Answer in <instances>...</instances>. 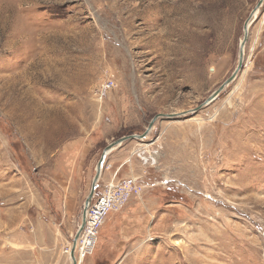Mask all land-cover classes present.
Returning a JSON list of instances; mask_svg holds the SVG:
<instances>
[{
	"label": "rangeland",
	"instance_id": "obj_1",
	"mask_svg": "<svg viewBox=\"0 0 264 264\" xmlns=\"http://www.w3.org/2000/svg\"><path fill=\"white\" fill-rule=\"evenodd\" d=\"M258 1L0 0V264L40 260L17 241L37 219L71 243L103 147L201 104L233 72ZM148 135L106 156L104 176L137 191L78 264H264V1L236 77Z\"/></svg>",
	"mask_w": 264,
	"mask_h": 264
},
{
	"label": "water",
	"instance_id": "obj_2",
	"mask_svg": "<svg viewBox=\"0 0 264 264\" xmlns=\"http://www.w3.org/2000/svg\"><path fill=\"white\" fill-rule=\"evenodd\" d=\"M263 1L264 0H259L256 3V5L254 6V8L251 11L249 18L243 24V36H242L241 40L239 41L237 64H236L233 72L201 104H199L198 106H196L192 109H187V110H184V111L179 112V113H157L148 121L145 129L142 132L120 136L116 139L111 140L109 143H107L103 147V149H102V151H101V153H100V155H99V157L95 163L94 174L91 178L88 193H87V195L84 199V202H83L80 223H79V225H78V227H77V229H76V231L72 237V240H71L70 251H69V258L71 260V264H77L76 254H75L76 244H77L78 238H79V236H80V234H81V232L85 226V223H86L87 210H88L93 198L95 197V190H96L98 181L100 179V176H101V173L103 170V166H104V162L106 160V156L115 147H117L118 145L123 143L125 140H130V139L143 140L144 138L148 137L149 132L153 128L154 121L157 120L158 117H162V116L171 117V116H176V115H181V114L184 115V114H187L190 112H194V111L200 109L202 106H204L207 103L214 100L216 98V96L220 93V91H222L223 88L226 85H228L236 77V75L238 74V72L242 68L243 57H244V47H245V43H246L247 35H248L249 21L253 17L256 16V14H257L260 6L262 5Z\"/></svg>",
	"mask_w": 264,
	"mask_h": 264
},
{
	"label": "built area",
	"instance_id": "obj_3",
	"mask_svg": "<svg viewBox=\"0 0 264 264\" xmlns=\"http://www.w3.org/2000/svg\"><path fill=\"white\" fill-rule=\"evenodd\" d=\"M151 142L152 140L149 144H140V146L135 150L137 156H139L143 162H155V155L153 156L152 150L148 148ZM115 177L116 173L112 174L110 179L103 184L101 191H99L94 200H92L87 210L86 223L78 238L75 248L76 257H78L83 250L85 251L84 257L92 253L97 240L98 227L104 221L109 210L119 209L127 200L130 192L133 190L137 191L135 185H133V180L129 179L128 181H120L115 180ZM88 241L91 242L89 250L87 249ZM70 244L71 243H69L68 246H70ZM67 247L64 248V253L66 254H68Z\"/></svg>",
	"mask_w": 264,
	"mask_h": 264
},
{
	"label": "crops",
	"instance_id": "obj_4",
	"mask_svg": "<svg viewBox=\"0 0 264 264\" xmlns=\"http://www.w3.org/2000/svg\"><path fill=\"white\" fill-rule=\"evenodd\" d=\"M115 148L111 151V153H113L112 154L113 157H117L123 151V150L118 149L116 152H113L115 150ZM112 163L113 162L108 160L106 163V168H108V167L112 168ZM107 164H108V166H107ZM104 166H103V168H104ZM104 172H105V170H104ZM104 172L102 170L100 177H102L103 179L106 178L105 181H107L110 179L109 178L110 176L107 177V174H106V176H104ZM102 174H103V176H102ZM86 195H85V197H86ZM73 198L77 202L78 195L74 196ZM67 206H68L67 202L65 201L64 204L62 205V208H59V210L60 211L62 210L63 214H65V217H66V219L65 218L63 219V221H61V219H60L59 223L65 222L66 227H67V235H68L71 233V229L73 226V217H72L73 214H72V210L70 211L69 207L67 208ZM30 209H31V205H29L27 207L28 213L24 215V223L25 224L28 223ZM37 214H38V216L40 215L38 212H37ZM32 226L35 229L36 234L29 237V238L20 237L18 239V237H17V241L19 243H28L29 246L33 247V248L37 247V252L40 255V260L37 261L36 264H70L67 254L64 253V248L68 246L67 237H65V235H62V236H57V235L54 236L53 234L52 235L51 234L45 235L43 232V225L41 224V222H39L38 219L36 220V222H34V224ZM13 238H14V236L12 235L11 239H13Z\"/></svg>",
	"mask_w": 264,
	"mask_h": 264
},
{
	"label": "bare ground",
	"instance_id": "obj_5",
	"mask_svg": "<svg viewBox=\"0 0 264 264\" xmlns=\"http://www.w3.org/2000/svg\"><path fill=\"white\" fill-rule=\"evenodd\" d=\"M90 246H91V242L88 241V250L90 249ZM84 249V248H83ZM84 250L81 252V254H79L80 256H78L76 259H77V264L83 260V257H84ZM68 256H69V253H68ZM70 259V258H69ZM71 261V260H70Z\"/></svg>",
	"mask_w": 264,
	"mask_h": 264
}]
</instances>
